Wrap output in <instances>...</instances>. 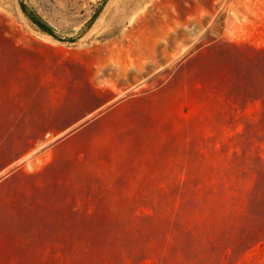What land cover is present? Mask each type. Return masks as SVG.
Segmentation results:
<instances>
[{
	"label": "rangeland",
	"instance_id": "obj_1",
	"mask_svg": "<svg viewBox=\"0 0 264 264\" xmlns=\"http://www.w3.org/2000/svg\"><path fill=\"white\" fill-rule=\"evenodd\" d=\"M263 91L264 0H0V264H264Z\"/></svg>",
	"mask_w": 264,
	"mask_h": 264
},
{
	"label": "trees",
	"instance_id": "obj_2",
	"mask_svg": "<svg viewBox=\"0 0 264 264\" xmlns=\"http://www.w3.org/2000/svg\"><path fill=\"white\" fill-rule=\"evenodd\" d=\"M30 18L42 30H45V31H48V32L52 33L50 27L46 23H44L42 20H40L39 18H37L36 16H34L31 13H30ZM258 238H259V234L254 235L252 238H250L251 239L250 242H248L246 245H244V247L247 248L249 245H251L252 243L257 241ZM151 249H153V252H154L155 247H152Z\"/></svg>",
	"mask_w": 264,
	"mask_h": 264
}]
</instances>
